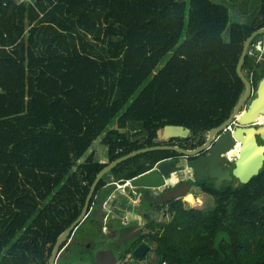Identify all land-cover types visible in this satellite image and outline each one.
Segmentation results:
<instances>
[{
	"label": "trees",
	"instance_id": "16d2710c",
	"mask_svg": "<svg viewBox=\"0 0 264 264\" xmlns=\"http://www.w3.org/2000/svg\"><path fill=\"white\" fill-rule=\"evenodd\" d=\"M259 1L258 20L232 24L225 42L228 10L210 0H0V264H49L100 170L182 140L159 141L160 129H188L187 151L228 120L246 91L237 74L244 43L264 27ZM263 37L242 68L254 89L264 76ZM98 138L107 162L96 152L81 162ZM178 156L144 153L112 168L91 212L113 191L112 179L123 183ZM204 189L215 198L209 219L197 220L181 198L154 202L169 219L149 215L118 260L145 242L154 246L150 264H264V166L247 184Z\"/></svg>",
	"mask_w": 264,
	"mask_h": 264
},
{
	"label": "water",
	"instance_id": "95a60500",
	"mask_svg": "<svg viewBox=\"0 0 264 264\" xmlns=\"http://www.w3.org/2000/svg\"><path fill=\"white\" fill-rule=\"evenodd\" d=\"M258 35H264V27L255 31L244 43L242 56L240 58L238 66H237V74H238L239 78L242 80V82L244 83V85L246 86V91L241 96V98L239 99L235 109H233V112L230 115V117L228 118V120L225 121L220 126L209 130L206 140L202 144H200L198 148H196L194 150L185 151V150L175 148V147H155V148L143 149V150H139V151L136 150V151L131 152V153H129L123 157H120V158L112 161L108 165H106L102 170H100V172L98 173L93 185L91 186V190H90V193L87 197L85 207L83 209L82 214L59 237L58 242L56 243V245L54 247L53 254H52L51 259H50V264H56V261H57V258L59 256L62 245L66 242V239L71 234V232L75 228H77L85 220V218L88 216V214L90 213V207L89 206H90L92 197L94 195L96 185L100 181L101 177L104 174H106L107 172H109L112 168L118 166L120 163L124 162L125 160H127L129 158H132L134 156L141 155L144 153L148 154V153H153V152H158V151L175 152L178 155H181L182 157H193V156H196V155L202 153L203 151L209 149V152H210L209 156L200 155L196 160L190 162L189 167L195 171V178H196V181H198V179H199L198 178L199 177L198 176V170H196L194 165L197 164L201 160H207V161L211 162L210 158H212V156L214 154L213 150H214V148L217 147L219 140L223 137H227L228 141H229V148H228L229 154H232V153H235L236 151H238L237 155L235 154V156H233V159H232V160H237V166H236L235 170H233V174H235V176H233L228 170L224 169L223 166H221V164L218 163V162L224 160V159H220L216 164V168L221 169V172L224 173L227 177H225L223 179V181H221V185H219V183H220L219 178L216 177L217 179L215 180L214 187L216 189L220 190L222 188L223 182L227 181L230 183L233 181V177H236L238 180H240L239 184H247L252 180V178L254 176H257L260 173L261 169L264 166V144H259L257 141H255V134L258 133V131L261 130V128L260 127L256 128L255 126H253V124H257L259 122L258 121L259 116L264 115V76L259 81V83L257 85L256 97L251 100V102L249 103V106L247 107L246 110L241 111L243 104L247 101V99L251 93L250 81L242 73V68H243V65L245 63V58H246V55L248 53L249 46ZM260 63L264 67V58L261 59ZM235 122L237 124H239L240 126H237L235 129L231 130L230 132L225 131V130H227V128L229 127V125L231 123H235ZM252 129L255 130V133L253 135V137H254L253 143H254L256 149L263 150L262 160H261V162L257 163L254 170L250 172L249 179L247 181H243V180H241V177H239L237 175L236 171H238L240 169V165H242V163L244 165V163L246 162V158H247V156H246V140H244V139H246L245 133H247L249 135L248 131H250ZM239 130H244L242 136L238 135ZM219 131H223L222 134L219 137L214 138L215 133L219 132ZM189 132L190 131L188 129H184L181 126H172V125L165 126L163 129H160L158 131V140L164 141V142H169L170 140L175 139V138L183 139L189 135ZM233 136L240 139L242 143L240 142L237 144L236 142H233L232 141ZM212 142H214V143L211 144ZM177 163H178L177 159L162 161V162L158 163L152 171H150V172H148L142 176L134 178L131 181V185L135 188H145V191H144L145 197L149 201H153L156 203H163V202L170 201L171 199H174V198L183 197L188 192L189 185L187 183H181L178 186H176L175 188H168L164 194L156 196V197L150 193L151 192L150 189L160 188L166 184V181L168 180L166 178L169 175L171 176L173 174V171L176 170ZM181 165L182 164H180L179 166H181ZM182 167H183V165H182ZM203 172L206 174L207 178L208 177L215 178L214 175L208 174L207 171L204 169V167H203ZM131 228L132 229H130V227L123 228L120 232V237H119L118 241H116L113 244V246H110L106 252L97 253L95 256L94 264H98L105 257H108L112 261L111 262L112 264L115 263V259L113 256V250L112 249L113 248H116V249L119 248L121 243L125 244L127 239H131L133 236H136L139 233L138 227L132 226ZM128 230L133 231L134 233H132V235H130V236L125 235V233ZM148 250H149V246L146 243H142V244H139L138 246H136L132 250L131 255L137 259H142L147 254Z\"/></svg>",
	"mask_w": 264,
	"mask_h": 264
},
{
	"label": "flooded vegetation",
	"instance_id": "af4514ba",
	"mask_svg": "<svg viewBox=\"0 0 264 264\" xmlns=\"http://www.w3.org/2000/svg\"><path fill=\"white\" fill-rule=\"evenodd\" d=\"M259 44L261 46L264 45V40L262 39ZM263 55H264V50H263ZM261 59L259 61H261ZM248 79L250 81L251 93H250L247 101L243 104L241 111L246 110L247 107L249 106V103L251 102V100L256 97V89L257 88L254 89L251 78H248ZM258 121L259 122L257 124H253V126H255L256 128L260 127L262 132L258 131V133L255 134V141H257L259 144H264V135H263L264 134V115L259 116ZM237 126H240V125L237 124L236 122L231 123L229 125V127L227 128V130H225V131L230 132L231 130L235 129ZM241 131L243 132L244 130H241ZM222 132H220V133L216 132L215 137H219L222 134ZM248 132L249 133L252 132L254 134L255 130L252 129ZM245 134H246V139H247L249 137V135L247 133H245ZM189 135H190V132H189ZM189 135L186 138H183L182 140L175 141V144H176L175 148H179V149L183 150L184 148L190 147V145L194 142L192 139H187L189 137ZM207 136H208V134H207ZM207 136H206V138H207ZM206 138H205V140H206ZM232 141L236 142L237 144L241 142V140L236 138L235 136H233ZM213 143L214 142H212V144ZM248 143H249V145L253 144V142L251 140H249ZM198 147H199V145H198ZM198 147H196V148H198ZM259 153H260V150H256V152L254 154V160L259 157ZM235 154L236 153H232L231 155H229V153H228V154H225L224 156L219 157L217 159L218 161L220 159H224L218 163L221 164V166H223L224 169L228 170L233 176H235V174H233V170H235V168L237 166V160H232L233 156H235ZM200 155L209 156L210 155L209 149H207V150L203 151L202 153H200L196 156H193V157H182L181 155H179L178 157L173 158V159H177L178 163H177L176 170L173 171V174L171 176L169 175L166 178V179H169L171 181L169 182V184L166 185V187L164 189L159 190V192L155 193V192H153L154 191L153 189H150V191H151L150 193L156 197V196L164 194L168 188H175L176 186H178L181 183H187L189 185L188 193L192 195L193 199H194V197H197V193L195 196L190 192V189L193 187V185H197V189L200 191V192H198V195H202V194L209 195V193L206 192L204 187H210L212 185L214 186L215 180L217 178L208 177L205 182L196 181L195 171L189 167L190 162L196 160ZM173 159H170V160H173ZM254 160L251 162L252 165L242 166L244 173H246L247 169H252L254 167L253 166V165H255V163H253ZM180 164H182L183 167H182V165L179 166ZM211 164H212V162L206 161L205 165H204V169L207 171L208 174H210L212 171ZM222 174H224V173H222ZM221 177H223V175ZM239 183H240L239 180L236 177H233V181L230 183L227 181H224L222 184V188L225 187L227 184H232V185L237 186ZM144 191H145V189H143L141 191V202L143 204H149V203L153 204L154 203L153 201L150 202L147 198H145ZM180 198L183 200V197H180ZM183 201L185 202V204H186V202H188L186 200H183ZM153 211H154L153 214H156V215H158L159 211H161V214L168 215L163 209H159V207L157 208V206L154 204H153ZM89 214L91 215V217L93 219V223L91 221H89V224L91 226H90V228L88 227V231H91V234L86 233L84 235V234L79 233V235L77 236V233L75 234V230L77 228L79 229L81 224L77 228H75L71 232V234L68 236V238L66 239V242L62 245L59 256H58L57 261H56V264H94L96 254L99 252H106L109 249V247L113 246V244L115 243L114 242L115 239L113 242L109 241V238H111L115 234L114 227H111L113 225V220L108 219L107 224H104L102 227H99L97 220H94V218H93V213L91 212V210H90ZM89 214H88V216H89ZM146 220H147V218H143L142 225L146 224ZM83 222H85V220ZM100 246L102 248L99 249ZM72 260H74L73 263L71 262ZM111 262L112 261L108 257H105L98 264H112ZM115 262H116V260H115ZM49 264H50V260H49Z\"/></svg>",
	"mask_w": 264,
	"mask_h": 264
},
{
	"label": "rangeland",
	"instance_id": "374dc122",
	"mask_svg": "<svg viewBox=\"0 0 264 264\" xmlns=\"http://www.w3.org/2000/svg\"><path fill=\"white\" fill-rule=\"evenodd\" d=\"M177 1L190 2V0H177ZM210 1H212L213 3H215L217 5L224 6L228 10V16H229L228 25H227V28L222 33V38L225 42H227L229 40V28L232 24L252 25V23L255 20H258L259 6H260L259 0H210ZM262 39H264V37L261 38V40ZM164 60L166 61L167 58ZM109 128L113 129L114 126H111ZM220 132H222V131H219L217 133H220ZM214 138H216V137H214ZM95 152L97 155V159L99 161H102L101 163L107 162V150H106L105 145L101 142V138H98L94 142V144L92 145V148L81 159V162H85V160L89 157V155H91L92 153H95ZM126 190L129 191L130 189L127 188ZM136 190L139 192L142 189L139 188ZM153 190H154L153 192H155V193L159 192L158 188H154ZM190 192L195 196L197 193V197H194L193 201H189L187 199V194L184 195L183 200L188 201V202H186V207H191V208L195 209L197 220L209 219V217L212 216V214L214 213V210H215V198L213 197V195H210V193H209V195H207V194L198 195V192H200V191L197 189V185H193V187L190 189ZM131 196L134 197V195H131ZM156 217H157V220L160 222H163V221H166L169 219V215L161 214V211H159V213H158V215H156ZM89 221H91L93 223V219L91 216L87 221L81 223L79 229L77 228L75 230V234L77 233V236L79 235V233L84 234V235L86 233L91 234V231H88V227L90 228V226H91L89 224ZM130 222L133 223V225H134L136 223V219L133 218L132 221H130ZM129 232H130V235H132V233H134L133 231H129ZM152 260H153V252H151L147 256L146 261H144L142 264H150Z\"/></svg>",
	"mask_w": 264,
	"mask_h": 264
},
{
	"label": "crops",
	"instance_id": "0c3cea01",
	"mask_svg": "<svg viewBox=\"0 0 264 264\" xmlns=\"http://www.w3.org/2000/svg\"><path fill=\"white\" fill-rule=\"evenodd\" d=\"M259 9H260V6H259ZM258 46H260V45H258ZM100 162H102V161H100ZM152 170H150V171H152ZM132 180L133 179H131V181ZM111 181L112 182L108 183L106 185V187H108V186H114V189L110 193V195L106 198V200L103 201V203L101 204V206L98 207V211L93 212V218L94 219H98V220L101 219L103 221L102 226L104 224H107V220L108 219H112L113 220V225L111 227H114L115 234L111 238H109V241L110 242H113L114 239H115L114 242L118 241V239L120 237V232H121V230L123 228L130 227V229H132L131 228L132 226H136V227L139 228V233L136 236H133L131 239H127V241H126L125 244L121 243L120 246H119V248H117V249L116 248H113V256H114V259L116 260V262L114 264L133 263L135 257H133L131 254H128V255L125 256V258L123 260L124 262H122L121 260L120 261L118 260L120 254H122L123 253V250H124L122 247L123 246H126L129 243H132L133 242V239H135L139 235H142L143 234V232H142V227H143L142 222H143V218H147L148 219L149 218V215H151L152 217H155L156 219H157V217H156L155 214H153L154 212H153V205L152 204H150V203L149 204H143L141 202V191L143 189H145V188H141L142 190L138 192L136 189H139V188H135L131 184H130V186L123 187V183L125 181L123 183H120V182H117V181H113V179ZM170 181L171 180L168 179L166 181V184L163 187H160L158 189L159 190L164 189L166 187V185L169 184ZM127 188H129L130 190L127 191L126 190ZM186 194L187 195H191L188 192ZM131 195H134V197H132ZM150 202H152V201H150ZM133 218L136 219V223L134 225H133V223L130 222V221H132ZM118 221L120 222L119 230H118V228H116V227H118L117 226V224H118L117 222ZM129 231L130 230H128L125 233V235H129L130 236V232ZM143 243H145V242H143ZM100 248H102V247L100 246L99 249ZM153 248H154V246L151 247V251H150V246H149V250H148V252L146 254L147 256L151 252H153ZM153 258H154V254H153ZM143 262H141V264Z\"/></svg>",
	"mask_w": 264,
	"mask_h": 264
},
{
	"label": "bare ground",
	"instance_id": "6f19581e",
	"mask_svg": "<svg viewBox=\"0 0 264 264\" xmlns=\"http://www.w3.org/2000/svg\"><path fill=\"white\" fill-rule=\"evenodd\" d=\"M243 132L239 130L238 131V135L242 136ZM259 132H262V130H259ZM253 135L254 134L252 132H250L249 133V137L247 139H244V140H246V156H247V158H246V162L244 163V165L242 163V165H240V169L238 171H236L237 175L239 177H241V180H243V181H247L249 179L250 172L254 170V168L257 165V163L261 162V159H262V152H263V150H261L260 156L257 159L254 160V154H255L256 150H258V149H256L254 143L252 145H249V143H248L249 140H251L253 142V140H254ZM228 148H229L228 138L227 137L221 138L219 140L218 144H217V147L214 148V150H213L214 154H213L212 158H210V160L212 162V164H211L212 171H211L210 174L211 175H214L215 178L216 177L219 178V181L222 178L221 177L222 175L224 177H226V175L222 174L221 169H217L216 168V164L218 162L217 159L219 157L224 156L225 154H228L229 153ZM237 152L238 151H236V154H237ZM229 155H231V154H229ZM253 160H254L253 163H255L254 168L253 169H247L246 173H244V171L242 169V166L252 165L251 162ZM206 161L207 160H201L197 164L194 165L195 168H196V170H198V176H199L198 177L199 178L198 181H205V180H207L206 174L203 172V167H204V164H205ZM239 182H240V180H239Z\"/></svg>",
	"mask_w": 264,
	"mask_h": 264
},
{
	"label": "built area",
	"instance_id": "2783aa9c",
	"mask_svg": "<svg viewBox=\"0 0 264 264\" xmlns=\"http://www.w3.org/2000/svg\"><path fill=\"white\" fill-rule=\"evenodd\" d=\"M14 3L16 4H21L23 3L24 1H29V0H12ZM259 49V56H258V60H260L263 56V50H264V45H260L257 47ZM131 184V180H126L124 183H123V187L125 186H130ZM162 264H169L167 261H164L162 262Z\"/></svg>",
	"mask_w": 264,
	"mask_h": 264
}]
</instances>
